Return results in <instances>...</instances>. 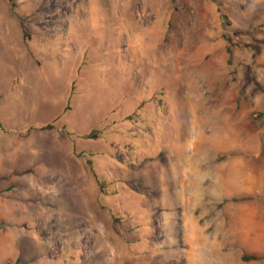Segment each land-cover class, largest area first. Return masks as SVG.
<instances>
[{
    "label": "rangeland",
    "instance_id": "rangeland-1",
    "mask_svg": "<svg viewBox=\"0 0 264 264\" xmlns=\"http://www.w3.org/2000/svg\"><path fill=\"white\" fill-rule=\"evenodd\" d=\"M0 1L3 264H264V0Z\"/></svg>",
    "mask_w": 264,
    "mask_h": 264
},
{
    "label": "crops",
    "instance_id": "crops-1",
    "mask_svg": "<svg viewBox=\"0 0 264 264\" xmlns=\"http://www.w3.org/2000/svg\"><path fill=\"white\" fill-rule=\"evenodd\" d=\"M242 239L244 240V241H242V242H244V244H247L250 242L247 235H244V237H242ZM0 246H1V248H0V264H3L6 260H8L9 258H12L15 255L16 245L14 243V240L12 238H10L7 241L1 240Z\"/></svg>",
    "mask_w": 264,
    "mask_h": 264
},
{
    "label": "trees",
    "instance_id": "trees-1",
    "mask_svg": "<svg viewBox=\"0 0 264 264\" xmlns=\"http://www.w3.org/2000/svg\"><path fill=\"white\" fill-rule=\"evenodd\" d=\"M7 1H9V2H11L10 0H7ZM21 29H22V34H23V36H25V32H24V27H23V25H21ZM226 51H227V53L230 55V53H231V51H230V48L227 46V48H226ZM261 92L264 94V90L263 89H261ZM53 128V125L52 124H46V125H44V126H42L40 129H42V130H47V129H52ZM31 130H33V128L32 127H30V128H28L27 130H26V132H25V134H29L30 132H31ZM88 164L89 165H91V161H88ZM91 169H92V167H91ZM95 176V175H94ZM95 178H96V176H95ZM248 198L247 197H235V198H233V200L234 201H242V200H247ZM262 257H260V256H257V255H242L241 256V259L243 260V261H254V260H259V259H261ZM16 262H18V261H16ZM5 264H7V263H5Z\"/></svg>",
    "mask_w": 264,
    "mask_h": 264
},
{
    "label": "bare ground",
    "instance_id": "bare-ground-1",
    "mask_svg": "<svg viewBox=\"0 0 264 264\" xmlns=\"http://www.w3.org/2000/svg\"><path fill=\"white\" fill-rule=\"evenodd\" d=\"M221 143V142H220ZM232 145V144H231ZM222 146V145H221ZM226 146V145H225ZM247 188V187H246Z\"/></svg>",
    "mask_w": 264,
    "mask_h": 264
}]
</instances>
